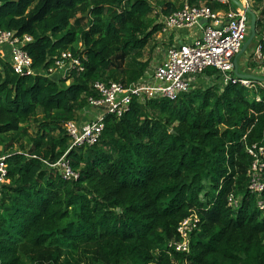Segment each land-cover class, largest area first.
<instances>
[{"label": "trees", "instance_id": "obj_1", "mask_svg": "<svg viewBox=\"0 0 264 264\" xmlns=\"http://www.w3.org/2000/svg\"><path fill=\"white\" fill-rule=\"evenodd\" d=\"M183 1L0 0V29L32 37L25 49L35 68L66 51L83 68L54 79L19 76L1 62L8 182L0 186V264H264V196L249 189L247 174L257 159L264 184L261 87L198 86L175 100H134L122 116H104L96 143L69 151L76 180L43 162L67 149L64 124L97 96L94 82L127 86L144 74L158 15ZM252 10L264 52V0ZM192 213L199 221L188 250L175 251L167 245L181 240L177 226Z\"/></svg>", "mask_w": 264, "mask_h": 264}, {"label": "built area", "instance_id": "obj_2", "mask_svg": "<svg viewBox=\"0 0 264 264\" xmlns=\"http://www.w3.org/2000/svg\"><path fill=\"white\" fill-rule=\"evenodd\" d=\"M252 10L253 0H240ZM208 3L219 5L212 9ZM226 7V9H224ZM157 10L153 11V15ZM202 21V22H201ZM249 17L246 12L231 3V0H203L198 4H190L184 0L176 11L159 14L157 24L160 28L156 37L165 40L166 46L156 51V62L147 68L144 74L135 82L124 85L121 82L96 81L92 88L97 96L87 98L88 107L95 110L90 119L69 120L64 124L69 145L64 153L53 163L43 161L48 168L53 169L63 180H76L79 176L70 164L67 154L72 148L93 145L99 140L103 129V118L106 114L122 116L130 108L132 101L143 102L153 98L175 100L179 94L193 90L195 82L200 78L217 79L214 84L221 89L228 84H239L256 92V87L264 90V78L253 73V78L239 77L234 73L233 59L238 54L245 36L248 34ZM195 28L197 34L190 41H178L177 32ZM32 41L27 34H18L14 30L0 29V68L1 62L9 64L10 70L19 76L43 75L54 79L65 78L72 71H81L82 64L78 56L69 51L61 52L53 57L52 63L43 68H35L32 58L25 49ZM157 41V40H156ZM251 57V58H250ZM251 63L264 68V52L261 42H256ZM259 64V65H258ZM207 69H212L210 74ZM198 87V86H197ZM259 101V95H255ZM248 152L256 158L252 149ZM5 156L0 157V186L7 183V165ZM263 164L255 159L247 174L250 177L249 189L264 196V184L260 181L258 171ZM261 197V196H260ZM232 209L238 206V199L230 195L227 198ZM257 205L264 208V199H259ZM198 217L192 213L182 219L177 226L181 240L170 242L167 246L178 252L188 250L189 235L197 229Z\"/></svg>", "mask_w": 264, "mask_h": 264}, {"label": "rangeland", "instance_id": "obj_3", "mask_svg": "<svg viewBox=\"0 0 264 264\" xmlns=\"http://www.w3.org/2000/svg\"><path fill=\"white\" fill-rule=\"evenodd\" d=\"M152 15H153V11H152ZM191 30L194 31V32H191V35L197 33V30L195 28H191ZM247 36L248 35L245 36V40H246ZM156 40H157L156 41V44H155V46H154V48L152 50V52H153V55L152 56L149 53V52H151V50L149 51V49H150L151 46H149L148 48L146 47L144 49V51H143V53H144L143 54V60H146L147 58L150 59L149 66H148L149 68H151L155 64V62H156V58H157L156 51L162 50V46H166L164 38L163 39H159V38L156 37ZM160 41H162V43H163L162 46L160 44ZM256 42H257V40L254 38L250 42V44L247 46L246 50L237 57V69H238V72H240L242 74L250 73L251 72V73L257 74L259 76L262 75L264 77V68L263 67L257 66L255 64H254L253 67L250 66V63H251V61H250V58H251L250 55L252 54V50H253ZM79 45H80V43H78V46ZM128 60H129V58H127L126 63H127ZM68 83L69 82L67 80L65 82V84H68ZM214 84H217V79L215 80L213 78H200V79H198L195 82V87H197V86L208 87V86L214 85ZM220 89H221V86H220ZM88 111H89V114H87V115H90L93 112L92 110H90V108H88L87 112ZM2 156H5V153H2V147L0 146V157H2Z\"/></svg>", "mask_w": 264, "mask_h": 264}, {"label": "water", "instance_id": "obj_4", "mask_svg": "<svg viewBox=\"0 0 264 264\" xmlns=\"http://www.w3.org/2000/svg\"><path fill=\"white\" fill-rule=\"evenodd\" d=\"M231 3L234 6H236V7L240 8V9L244 10L246 12V14L248 15V17H249L248 34H247L248 36H247L246 40H244L243 44L241 45V48H240L238 54L233 59L234 73H235V75H237L239 77L253 78L254 77L253 75H250V74H242V73L238 72V69H237V57L246 50L247 46L255 38L256 14L254 13L253 10H251L249 8H246L241 3L240 0H231ZM262 79H264V78H262Z\"/></svg>", "mask_w": 264, "mask_h": 264}, {"label": "crops", "instance_id": "obj_5", "mask_svg": "<svg viewBox=\"0 0 264 264\" xmlns=\"http://www.w3.org/2000/svg\"><path fill=\"white\" fill-rule=\"evenodd\" d=\"M191 32H194V31L191 30V29H189V30H182V31L177 32V34H178V36H177L178 41L179 42L180 41H190L191 39H193V37H195V35L197 33L191 35ZM197 32H198V30H197ZM88 108L89 107H87L86 109H84L82 111V113L79 116L80 118H78V119H82V120L83 119H90V118H92L94 116L95 110L94 109H91V108H90V110H92L93 112L90 115H87V114H89V111L87 112Z\"/></svg>", "mask_w": 264, "mask_h": 264}]
</instances>
